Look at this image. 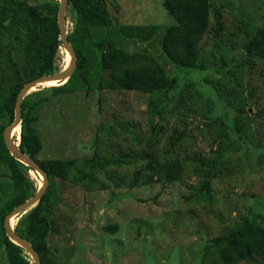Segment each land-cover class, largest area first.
I'll list each match as a JSON object with an SVG mask.
<instances>
[{"label": "rangeland", "instance_id": "1", "mask_svg": "<svg viewBox=\"0 0 264 264\" xmlns=\"http://www.w3.org/2000/svg\"><path fill=\"white\" fill-rule=\"evenodd\" d=\"M29 1L39 6L46 2ZM163 1L107 3L116 24L164 26L173 20ZM210 1V28L200 45L206 70L184 75V87L155 93L106 90L55 95L53 86L43 84L26 95L46 99L34 124L43 143L39 160L128 157L130 162L99 171V181L88 188L57 180L54 218L60 234L48 239L57 264H200L210 240L245 218L261 215L264 220V64L246 65L244 48L249 37L264 29V0ZM217 10L223 15L219 34L215 31ZM75 18L69 7L68 33ZM7 52H0L5 62L0 78L13 73L12 66L20 67L14 55L13 63H8ZM67 55L61 47L58 64L62 70ZM167 71L173 74L172 68ZM158 108L163 111L160 121L153 113ZM174 131L183 134L170 156L172 162L182 163L181 177L131 189L134 173L149 162L142 157L150 154V160L161 162ZM220 131L227 136L215 139ZM20 136L14 138L16 144ZM211 163L216 168L208 179L203 170ZM22 172L35 189L43 186L40 174L26 168ZM206 182L210 191L204 188ZM13 189L10 172L2 167L0 209ZM20 218L15 219L14 229ZM106 227H116V232L107 233ZM2 243L0 232V264H8ZM24 255L35 264L26 250ZM242 264L264 261L255 256Z\"/></svg>", "mask_w": 264, "mask_h": 264}, {"label": "trees", "instance_id": "2", "mask_svg": "<svg viewBox=\"0 0 264 264\" xmlns=\"http://www.w3.org/2000/svg\"><path fill=\"white\" fill-rule=\"evenodd\" d=\"M69 7L76 15L68 39L77 56V67L67 83L53 86L55 95L106 90L169 92L185 86L184 75L194 70H206L201 61L200 45L210 28V0H164L163 8L173 20L172 24L164 26L116 24L107 0H69ZM59 8L57 0H46L40 6L31 4L29 0H0V43L5 41L3 46L0 45V52L8 49V63H13L14 55L16 63L20 64L19 68L11 67L13 73L0 78V169L7 168L14 186L12 196L0 209V232L8 264H33L24 255L25 250L7 237L5 221L15 208L38 190L22 172V168L34 170L10 154L4 133L14 122L16 100L25 84L62 71L58 64L59 51L63 47L58 24ZM222 18V12L217 10V34L223 30ZM244 48L246 65L264 64V29H258L249 37ZM3 61L0 57V66L5 64ZM168 68H172L173 74L167 71ZM45 101L44 98L33 100L30 96L24 99L20 149L41 166L50 184L38 205L20 218L15 231L33 245L42 264H57L48 244L51 234H60V226L54 218L58 202L57 180L84 184L88 188L91 183L99 181V171L130 162L128 157L39 160L43 143L34 124ZM153 113L159 121L163 120L162 109L158 108ZM174 133L175 136L167 139L169 146L161 162L157 158L150 160V154L142 157L149 162L134 173L131 189L141 183L175 182L181 177L184 171L182 163L179 160L172 162L170 156L182 141L183 134ZM226 136V131H220L215 139ZM194 161L199 163L203 160L194 158ZM215 168L211 163L210 168L203 170L208 172V179L214 176ZM110 177L113 180V176ZM102 188L106 186L103 184ZM204 188L210 191L209 182ZM105 232L115 233L116 227H106ZM255 256L264 261V220L261 215L245 218L228 233L210 240L202 250L200 264L250 263Z\"/></svg>", "mask_w": 264, "mask_h": 264}, {"label": "water", "instance_id": "3", "mask_svg": "<svg viewBox=\"0 0 264 264\" xmlns=\"http://www.w3.org/2000/svg\"><path fill=\"white\" fill-rule=\"evenodd\" d=\"M59 3H60V8L58 13V24L60 28V36H61V41L63 43V47L65 48L68 55L71 57V64L68 66V68H64V70H62L61 72L43 76L41 78H38L36 80H33L25 84V86L20 91L16 100L14 122L6 128L4 133L5 144L8 150L10 151V154L13 157H15L16 160H18L20 163L40 174L44 180L43 186L38 190V192L33 197L28 199L25 203L15 208L11 212V214L8 215L5 221V230L7 237L12 242H14L18 246L26 250L32 256L35 264H42L37 251L30 242L20 237L16 233L13 226H11V221L15 218L22 217L23 215L27 214L29 211H31L38 205L40 200L47 192L50 181L47 173L41 168V166L31 156L24 153L20 149V144L15 143V140L13 139V132L15 131V129L21 127L22 125V121H23L22 104L24 99L26 98V95L31 89L39 85L52 83V82L58 84L59 83L65 84L70 80V78L75 73L77 67V56L71 43L69 42L68 31L66 26V16L69 9V0H60ZM20 139L21 138H19V140Z\"/></svg>", "mask_w": 264, "mask_h": 264}, {"label": "bare ground", "instance_id": "4", "mask_svg": "<svg viewBox=\"0 0 264 264\" xmlns=\"http://www.w3.org/2000/svg\"><path fill=\"white\" fill-rule=\"evenodd\" d=\"M71 64V57L69 55H67V64H66V67L65 68H68V66ZM50 86H57L58 83H55V82H52V83H46ZM20 133L21 135V130H20V127H18L17 129H15V131L13 132V139ZM16 219V218H15ZM15 219H13L11 221V226H14V223H15Z\"/></svg>", "mask_w": 264, "mask_h": 264}, {"label": "clouds", "instance_id": "5", "mask_svg": "<svg viewBox=\"0 0 264 264\" xmlns=\"http://www.w3.org/2000/svg\"><path fill=\"white\" fill-rule=\"evenodd\" d=\"M21 138V137H20ZM19 142H20V140H19Z\"/></svg>", "mask_w": 264, "mask_h": 264}]
</instances>
